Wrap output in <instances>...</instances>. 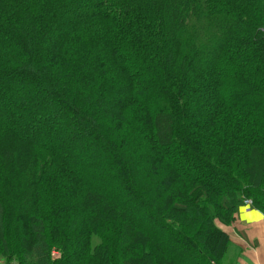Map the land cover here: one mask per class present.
<instances>
[{
	"label": "trees",
	"instance_id": "obj_1",
	"mask_svg": "<svg viewBox=\"0 0 264 264\" xmlns=\"http://www.w3.org/2000/svg\"><path fill=\"white\" fill-rule=\"evenodd\" d=\"M245 200L264 0H0V264H223Z\"/></svg>",
	"mask_w": 264,
	"mask_h": 264
},
{
	"label": "crops",
	"instance_id": "obj_2",
	"mask_svg": "<svg viewBox=\"0 0 264 264\" xmlns=\"http://www.w3.org/2000/svg\"><path fill=\"white\" fill-rule=\"evenodd\" d=\"M215 226L229 238L223 264H264V214L261 211L243 205L232 224L217 220Z\"/></svg>",
	"mask_w": 264,
	"mask_h": 264
},
{
	"label": "rangeland",
	"instance_id": "obj_3",
	"mask_svg": "<svg viewBox=\"0 0 264 264\" xmlns=\"http://www.w3.org/2000/svg\"><path fill=\"white\" fill-rule=\"evenodd\" d=\"M62 138H59V140H61ZM96 184H97V187H98V185H100V183L98 184L97 182H96ZM105 189V188H104ZM106 190V189H105ZM246 201V200H245ZM247 201H249V200H247ZM244 205H248V204H244ZM250 206H253L252 204H250ZM174 214V217H172V218H170L171 220H174V221H176V222H178V223H180V224H182V226H187V225H189V223H190V220H192V213H190V212H183V211H178V212H174L173 213ZM217 221V220H216ZM219 221V220H218ZM189 232H193V231H189Z\"/></svg>",
	"mask_w": 264,
	"mask_h": 264
},
{
	"label": "built area",
	"instance_id": "obj_4",
	"mask_svg": "<svg viewBox=\"0 0 264 264\" xmlns=\"http://www.w3.org/2000/svg\"><path fill=\"white\" fill-rule=\"evenodd\" d=\"M246 204L250 205L252 204V202L249 200V201H246Z\"/></svg>",
	"mask_w": 264,
	"mask_h": 264
}]
</instances>
